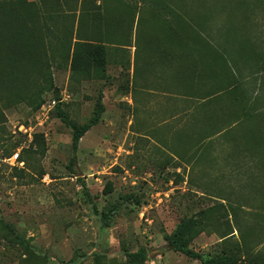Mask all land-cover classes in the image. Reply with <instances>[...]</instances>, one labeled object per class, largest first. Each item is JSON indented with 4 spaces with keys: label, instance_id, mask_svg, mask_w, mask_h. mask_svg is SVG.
Listing matches in <instances>:
<instances>
[{
    "label": "rangeland",
    "instance_id": "rangeland-1",
    "mask_svg": "<svg viewBox=\"0 0 264 264\" xmlns=\"http://www.w3.org/2000/svg\"><path fill=\"white\" fill-rule=\"evenodd\" d=\"M1 35L0 264H200L163 239L188 217L204 257L264 264V0H0ZM166 69L191 102H139ZM100 94L69 167L56 109Z\"/></svg>",
    "mask_w": 264,
    "mask_h": 264
},
{
    "label": "trees",
    "instance_id": "trees-1",
    "mask_svg": "<svg viewBox=\"0 0 264 264\" xmlns=\"http://www.w3.org/2000/svg\"><path fill=\"white\" fill-rule=\"evenodd\" d=\"M141 4L144 5V7L148 8L152 5L154 6L155 3H157L158 0H139ZM261 0H254V2H260ZM0 37V63L1 64H7L8 63V54L9 48H8V36L7 35H1ZM253 46V44H249ZM98 49H103L102 46H98L95 48V61L98 65L103 66L104 64V58L103 54H99ZM257 55V62L259 67L264 70V51L256 52ZM3 67V66H2ZM7 66L5 65L4 68ZM104 112V104L102 102V95L100 94L98 96V101L96 104V108L93 114V117L87 121L84 124H76L74 122H71L64 111L60 110L59 106L56 109L57 116L60 118V120L71 129V149H72V156L69 160V167H72V165L75 162V153L78 149L79 141L83 137V135L91 129L94 125H96L100 118L102 113ZM262 136L257 139L260 146L264 149V134H261ZM256 156L253 154L251 159H253V162L256 163V160L254 159ZM81 185L84 189H86L84 180H80ZM87 197L90 196L87 193ZM198 221L197 219L193 217L188 218H182L175 228L169 232L168 234H165L163 239L165 242V246L171 249L174 252L181 253L185 255L188 258L197 260L200 264H246L244 262H238V260L233 256L229 255L228 253H219L210 257H204L200 252L192 249L190 247V243L192 239L196 236V227H197ZM127 257L130 262L139 263L147 259L148 252L144 248H140L137 251L134 252H127Z\"/></svg>",
    "mask_w": 264,
    "mask_h": 264
},
{
    "label": "crops",
    "instance_id": "crops-1",
    "mask_svg": "<svg viewBox=\"0 0 264 264\" xmlns=\"http://www.w3.org/2000/svg\"><path fill=\"white\" fill-rule=\"evenodd\" d=\"M179 82L181 85H184L183 82L185 83L184 79L179 80ZM189 82L191 83L190 80ZM175 92L173 89H170V79L167 69L164 74L158 73L157 75L152 70L151 76L147 72L143 74L142 85L139 91V102H191L190 100H185V98L183 100H177L175 98ZM160 93H162V98L159 95ZM164 107L168 110L169 105L165 104ZM168 117L167 114L166 118L168 119Z\"/></svg>",
    "mask_w": 264,
    "mask_h": 264
},
{
    "label": "built area",
    "instance_id": "built-area-1",
    "mask_svg": "<svg viewBox=\"0 0 264 264\" xmlns=\"http://www.w3.org/2000/svg\"><path fill=\"white\" fill-rule=\"evenodd\" d=\"M17 156H18V153H15V154L9 156V158H8L9 162L14 163L17 159Z\"/></svg>",
    "mask_w": 264,
    "mask_h": 264
}]
</instances>
